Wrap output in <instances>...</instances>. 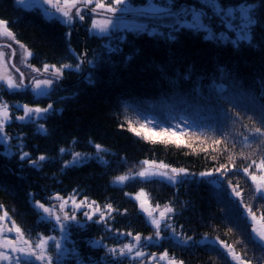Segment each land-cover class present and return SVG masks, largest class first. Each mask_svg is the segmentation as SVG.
I'll use <instances>...</instances> for the list:
<instances>
[{"label":"trees","instance_id":"obj_1","mask_svg":"<svg viewBox=\"0 0 264 264\" xmlns=\"http://www.w3.org/2000/svg\"><path fill=\"white\" fill-rule=\"evenodd\" d=\"M188 1L205 9L213 35L198 28L162 25L158 32L124 29L123 36H119L123 32L102 36L85 30L69 34L62 20L46 18L14 0H0V19L33 52L34 65L73 67L78 64L76 54L85 55L83 76V65L80 72L66 68L62 81L46 96H16L29 106L52 108L36 122L17 120L21 114L17 110L5 126L8 139L0 140V205L26 237L35 241L37 235L57 234L54 222L40 217L35 207L36 201L49 205L57 194L65 199L75 196L76 201L86 198L90 205L111 204L114 209L100 223L98 214L88 220L81 215L82 208L75 211L76 220L66 222L67 251L54 257L55 264H165L149 255L163 252L183 264H232L227 252L216 246L218 240L247 252L253 264L263 263L264 250L251 234L245 205L260 213L264 200L251 192L248 177L231 170L215 173L213 179L199 174L215 172L221 165L241 169L264 156V145L257 146L264 138L252 136L255 127H264V0H217L221 12L239 4L250 6L254 23L248 37L235 42L220 36L228 30L219 12L199 0ZM178 4L173 0L172 7ZM158 123L176 124L177 137L145 139L130 130L141 133V126L149 124L163 131ZM96 144L102 151L97 152ZM61 148L66 151L61 153ZM72 151L93 155L68 162ZM25 152L29 156L22 159ZM40 155L47 159L33 165L31 161ZM142 160L163 162L187 174L175 182L142 180L134 174L124 183L115 182L116 176ZM229 181L238 185L240 198ZM141 189L149 204L173 209L161 222L159 239L132 197ZM129 232L133 235L123 234ZM135 235L142 238L139 250L145 257L132 259L135 249L128 257L108 253L109 248L135 243Z\"/></svg>","mask_w":264,"mask_h":264},{"label":"snow or ice","instance_id":"obj_2","mask_svg":"<svg viewBox=\"0 0 264 264\" xmlns=\"http://www.w3.org/2000/svg\"><path fill=\"white\" fill-rule=\"evenodd\" d=\"M50 7H53L55 12L58 13L62 18L63 22L66 24H71L74 16L78 17L80 20L84 19L82 15V7H88L89 5H94L91 8L93 13L97 12L98 10H103L104 12L115 13L118 11L115 5H121L124 3V0H44ZM74 10V12H73ZM244 19L247 22V25H251L254 21L248 16L247 9H241ZM231 15V12H229ZM112 23L111 19H104V20H92V29H98L100 32H104L108 29L109 25ZM0 37H6L8 40L14 41L16 44L19 45L20 49H23V56L21 59L22 63H27L28 58L32 55V53L26 48L25 45L21 44L15 37V34L8 28V22L0 19ZM7 47L11 48V44L0 45V49ZM12 56L16 55L15 50L11 53ZM11 64V57L8 60H5V52L0 50V69L3 70V74H0V82H3L7 85L8 89H18L24 86V75L21 72L19 80H15L11 74L8 73V66ZM16 71H20L14 64L12 65ZM72 65L63 64L60 67H56L55 65H47L43 66V72L49 73L51 72L52 76L59 79L63 74V69L70 68ZM79 68V65H76ZM32 71L39 73L41 70L38 68H33ZM53 79H34L33 85L35 89L40 88H48L53 85ZM52 108V105H48L47 108H30L28 105L23 106L24 115L16 117V119L23 121L26 117H29L31 114H40V113H47L49 109ZM11 119L9 116V105L7 103L0 102V137H3L5 140L8 139L7 134L5 132V126L8 121ZM262 121H264V117H262ZM41 129H43V125H41ZM137 136L140 135V132L136 131L134 128H130ZM172 136H175L176 133H170ZM252 136L264 138V127H255L252 130ZM148 139V137H145ZM245 141L249 140L248 136H245ZM175 143V141H172ZM216 143H220V141H216ZM264 145V139H260L257 143V146L260 147ZM247 147L251 148V143L246 145ZM97 152L102 151V146L99 144L95 145ZM66 149L61 148L60 152L64 153ZM244 154L241 153V156ZM29 153H23L22 159L28 157ZM80 157V153H75L73 162L78 160ZM47 157L44 155H40L35 160H32L31 163L36 165L39 161L46 160ZM248 159V157H245ZM143 165L148 167L143 168L141 171L135 173V176H138L142 180L150 179L151 177L161 176L166 177L171 181H175L176 177L180 175H186L187 172L185 169H176L172 168L171 175L168 173V165L164 164L163 162L157 163L155 161H142ZM221 169L223 171H221ZM250 169H255L254 171H250ZM242 171L244 176L248 177L251 180L252 185L255 188V196L261 200H264V156H261L259 161L251 160L246 167L241 169H235V165H233V169H229L228 167L221 165L220 169H216L215 172L207 171L201 172L199 175L201 177H213L215 173H220L221 175L226 174L229 171ZM129 175H120L116 176L115 182L124 183L127 180L131 179ZM209 183L218 184L220 183L219 180H209ZM229 187L232 188L233 194L237 197H241V192L238 190V185L233 186L232 182L229 181ZM54 199L60 201L59 204V211L63 212V221L67 222L69 220L75 221L76 214L73 211L71 214L65 212L64 209L68 204L69 200L73 205V208L78 210L85 206L92 207V212H84V216L88 220H93L94 217L98 214L99 219L96 220L97 223L103 222L105 220L106 215H109L112 211H114L111 204H105L103 207L98 205L95 201L91 202V205H88L87 199L81 200L79 202L76 201L75 196H71L68 199H65L58 194L53 197ZM137 200L140 201L141 210L144 211L147 216L149 217L151 223L156 228L155 236L157 239L160 238V229H161V222L165 220L168 213L173 212V209L168 205L164 206V210L160 211L159 218L153 215V212L160 208V205H155L153 208L148 203L147 193L141 189L139 193L136 194L135 197ZM255 198V197H254ZM241 203L243 200L241 199ZM35 207L42 209L48 217H54L58 224H61V231H64L66 228V223H61V217L57 214L56 210L52 207H45L43 203L36 201ZM4 206L0 205V210H3ZM106 210V211H105ZM245 211L247 212L248 217L252 222V233L254 237L258 239L260 242L259 246L262 250H264V211L260 212V215L257 216L256 212L253 211V207L251 205H245ZM165 227H171V225H164ZM124 235L132 236V233H123ZM141 236L135 235L133 236V240L135 243H128L123 244L120 248H109L108 253H110L113 257H128L130 254H133V250L135 249L134 255H131L132 259L140 260L142 257H145V253L139 250V245L141 242ZM145 240H151L152 237H144ZM50 241H55V237L51 236H43L37 235V239L33 241L31 238L26 237L25 232L19 226L15 220L9 215L7 210H3V214L0 215V261H14L15 264H32V261H37L39 264H53V255L50 252ZM221 248L225 249L227 252V256L234 262V264H253L252 259L247 257V252H238L236 251L234 245L227 244L222 240L217 241ZM240 243V241H237ZM95 244L97 246L100 245L99 241H96ZM54 247L56 250L61 249V244L59 241H55ZM150 257L155 260L158 259L160 261H165V264H177V261L170 257L167 252L160 253L157 257L156 253L149 254ZM179 264H183L182 261Z\"/></svg>","mask_w":264,"mask_h":264},{"label":"rangeland","instance_id":"obj_3","mask_svg":"<svg viewBox=\"0 0 264 264\" xmlns=\"http://www.w3.org/2000/svg\"><path fill=\"white\" fill-rule=\"evenodd\" d=\"M14 1L19 6L29 8V9L34 8V9L39 10L40 13H42V15L46 18H53L54 17V12H53L54 8L50 7L47 3L44 2V0H14ZM187 1L188 0H184V1L179 0V4L176 8L172 7L173 0H145L144 3H142V1H140V0L136 3H132L131 0H124L123 4L115 5V7H117V9H118V11L115 12L116 14L132 13V12H147V13L172 12V13H177L179 10L182 9V5L185 2L186 9H185V12L183 13V15H181L180 17L167 16V17H162V18H150V17H145V16H131V17L129 16V17H124V18H122V17L108 18L105 16H100V15L92 13L91 8L94 7V5H89L88 7H86V9H85V7H82V15L85 16L83 13L88 14L86 16L87 17L86 20L84 17L85 27H83V28L81 26L78 27L77 26V20L75 18L73 19L71 24H66V23L65 24L68 26V29H69L68 33L69 34L73 30V31H78L77 32L78 35H80V32H82L81 30H85L89 34H97V35L106 36L108 34H112L113 32H123L124 29H137L138 28L139 30H143V29H145L144 27L148 28L149 31H157L158 32V31H161L159 28L161 25L164 27H167V28H175V27H182V26L198 28V29H202V30L207 31L208 35H213L211 30L207 26L206 18H204V15L206 14L205 9L199 3H193V1L192 2H190V1L187 2ZM199 1H201L202 3L210 5L214 9V11H217L220 13L221 18H222V24L224 25L225 30H228V32L223 30L220 33L221 37L228 38L229 40L234 41V42L237 40L248 37L249 25H247V22L243 17L241 9H247L248 10V16L251 18L250 11H249L250 10L249 5L239 4L238 6H235V7L226 8L224 12L223 11L221 12L217 7V0H199ZM98 11H103V10H98ZM73 12H74V10H73ZM229 12H231V15H229ZM106 13H110V12H106ZM93 19H96V20L111 19L112 23L109 25V27L106 31L100 32L98 29H92V20ZM229 33H231V34H229ZM123 34H124V32L122 34H119V36H123ZM0 39H1L0 41L8 40L6 37H0ZM3 39H5V40H3ZM9 41H11V40H9ZM11 43L13 45L15 44V42H13V41ZM12 44H11V46H12ZM16 47H17L16 48L17 51H16V56H15L14 60L18 64H22L21 59L23 56V53H22L23 50L20 49L19 45H17ZM10 49L14 50L13 46ZM0 50H3L4 52L6 51L4 48H2ZM76 58L78 61L77 65H79V68H77L76 65L73 66L72 68H74L75 70L80 72L81 71L80 66L82 65V59H81V56L79 54H76ZM5 60H7V54L6 53H5ZM45 64L46 63L42 64L41 67L43 68V66ZM7 71L10 74L9 69ZM0 74H3L2 69H0ZM41 80H43V79L41 78ZM1 84H2V82H0V86H1ZM49 88L50 87H48V88L42 87L40 89H35L34 85H32V87H31L32 91L34 93H36L37 95L46 93L49 90ZM0 102H2V100H0ZM2 103H6V102H2ZM24 105H27V104L18 103L16 105V107L18 109L20 108V110H21V114L16 115V117L24 115V111H23ZM29 107L30 108H37L36 106H29ZM10 112L11 111L9 110V113ZM42 114L43 113H40V114L33 113L29 117H26L23 121L36 122ZM19 121H21V120H19ZM177 123H178V126H181L183 128L188 127L186 123L185 124L179 123V122H177ZM159 125H160L159 128L160 129L162 128L163 131L162 130H156L154 128V126L151 127L148 124L147 127L141 126L142 131L140 134H143L144 136H146V137L148 136L149 138H153V139L154 138H156V139L161 138L163 136V134H168L167 136H169V137L167 139H170V140L175 139L177 137V136H172L170 134V133L174 132L176 124L172 125V126H169V125L167 126L164 123H160ZM0 140L5 141V139L3 137H0ZM70 153L71 154L69 156L68 162H73V158H74L75 153H79V152L72 151ZM91 155H93V154L80 153V157L78 160L85 159L86 157L91 156ZM142 161H145V160H142ZM142 161H140L135 167L131 168V171H129V172L123 171L118 176H120V175H132V174L135 175V173L141 171L143 168L148 167L146 165H143ZM148 161H154V160H148ZM155 162L160 163L158 161H155ZM172 168H174V167H170V166L168 167L169 175H171L170 170ZM176 169H180V168H176ZM254 170H250V171H254ZM180 176L176 177L175 181H177L178 178H180ZM155 178L163 179V180H166L168 182H175V181H171V180L167 179L166 177L155 176ZM208 178L213 179L215 177L213 176V177H208ZM248 181H249L248 185L251 187V192H254L255 191L254 185H252V182L250 179H248ZM139 192H140V190H137L136 193L132 195V197L137 202L138 207L141 210L140 201L135 198L136 194ZM254 194H255V192H254ZM81 200H84V199H79V201H81ZM79 201H77V202H79ZM59 204H60V201L52 198V200H50V202H49V205H47V204H44V205H45V207L54 208L56 210L57 214L60 215V217H61V223H66L63 221L64 213L59 211ZM88 205H90L89 202H88ZM149 205H151V204H149ZM151 206L153 208L155 207V205H151ZM85 207H87V206H85ZM85 207L82 208L83 210L81 211V215L84 214V212H92L93 211L91 207H88V209L86 211ZM257 207L259 208L258 204H257ZM36 209L39 211L40 217L45 218V219H50L51 221H53L55 224V227L57 229V234L51 235V237H55V241L60 242L61 249L60 250L55 249V247H54L55 241L49 242L51 247H52V248H50V252L53 255V259H55L54 257H56V256H60V255L64 256V253L67 251V247L65 245V241H66L65 238L67 237L66 231L65 230L61 231V224H58L54 217H48L47 214H45L42 209H39L37 207H36ZM163 210H164V206L160 205V208L158 210L154 211L153 215L156 217H159L160 211H163ZM64 211L71 214L73 211H77V210L73 208L71 200H69ZM141 212L150 221L147 214L142 210H141ZM246 214H247V212H246ZM256 214H257V216L260 215L259 212L258 213L256 212ZM248 219H250V218L248 217ZM69 221H72V220H69ZM250 229H252V224H250ZM251 234L254 237V234L252 233V231H251ZM53 250L56 253L52 252ZM55 261H57V260H55ZM231 262H232V264H234V262L232 260H231ZM0 264H15V262L14 261H11V262L0 261ZM32 264H39V262L33 260ZM53 264H55V263L53 262ZM177 264H179V262H177ZM262 264H264V260H263Z\"/></svg>","mask_w":264,"mask_h":264},{"label":"flooded vegetation","instance_id":"obj_4","mask_svg":"<svg viewBox=\"0 0 264 264\" xmlns=\"http://www.w3.org/2000/svg\"><path fill=\"white\" fill-rule=\"evenodd\" d=\"M85 16V20L87 19V15L88 14H85V13H83ZM57 16V15H56ZM1 40V39H0ZM3 40H5V39H3ZM0 42H2V43H11L12 41H9V40H5V41H0ZM12 44V43H11ZM16 44V43H15ZM13 45L12 44V46H13V48H14V50H15V52L17 51V45L18 44H16V45ZM4 49L6 50L5 51V53L7 54V60H8V58L11 56V53H12V51H11V49L10 48H7V47H4ZM22 53H23V51H22ZM16 56V55H15ZM15 56H13V63L12 64H9V71H10V74L12 75V77L15 79V80H19V77H20V73L22 72L23 73V75H24V85H26V83H28L29 81H30V79L35 75V73H37V72H34V71H32V69L33 68H37L36 67V65H34L31 61H28L27 63H22V64H18L14 59H15ZM15 61V62H14ZM15 65L17 68H19L20 69V71L18 72V71H16V69L15 68H13L12 67V65ZM24 87V86H23ZM30 87V86H29ZM29 87L26 89V88H22V87H20V88H18L17 90H13V91H7V90H5L4 88H2L1 86H0V100H3V101H5L6 103H9V109L13 106V107H15L14 105H17L18 103H20V104H22V101H20V100H18L17 98H16V96H21V95H23V94H25V92L27 91V90H29ZM14 94H16V95H14ZM10 95H12L13 96V99H11V97H10ZM10 98H9V97ZM17 110H20V108L19 109H15V110H12L10 113H9V116L11 117L12 116V114L14 113V112H17ZM21 112V111H20ZM16 117V116H15Z\"/></svg>","mask_w":264,"mask_h":264},{"label":"water","instance_id":"obj_5","mask_svg":"<svg viewBox=\"0 0 264 264\" xmlns=\"http://www.w3.org/2000/svg\"><path fill=\"white\" fill-rule=\"evenodd\" d=\"M86 9V8H85ZM185 9H186V4L185 2L183 3L182 5V9L179 10L177 13H172V12H166V13H147V12H132V13H124V14H118V15H113V14H109V13H105V12H95L94 14H97V15H100V16H106V17H131V16H145V17H150V18H162V17H167V16H174V17H180L181 15H183V13L185 12ZM91 12V11H90ZM54 13L57 14V18L60 19L62 18L58 13L55 12L54 10ZM93 13V12H92ZM77 21H78V24L80 26H84V19L83 20H80L78 17H77ZM7 43H0V45H5ZM11 51H13V49H11ZM32 53V52H31ZM32 57V55L28 58V60H30ZM12 59H13V56L11 55V64H12ZM81 59H82V62H83V66L84 68L86 67V63H85V55L82 54L81 56ZM84 73H85V69H84ZM36 77H47V78H53V79H56L58 81H60V79H57L55 78L54 76L52 75H46V74H39L37 75ZM33 79H31L29 81V83H27L26 85H24V87L22 88H26L27 86H29L31 84ZM4 84V83H3ZM4 87L9 90V91H13V90H17V89H8L7 85L4 84ZM216 246L222 250V251H226L225 249L221 248L219 243L216 242Z\"/></svg>","mask_w":264,"mask_h":264},{"label":"bare ground","instance_id":"obj_6","mask_svg":"<svg viewBox=\"0 0 264 264\" xmlns=\"http://www.w3.org/2000/svg\"><path fill=\"white\" fill-rule=\"evenodd\" d=\"M113 15H117L116 13H112Z\"/></svg>","mask_w":264,"mask_h":264}]
</instances>
